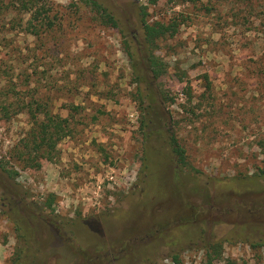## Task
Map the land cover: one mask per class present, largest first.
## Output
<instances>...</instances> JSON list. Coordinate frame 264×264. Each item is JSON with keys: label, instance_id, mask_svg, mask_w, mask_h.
<instances>
[{"label": "rangeland", "instance_id": "374dc122", "mask_svg": "<svg viewBox=\"0 0 264 264\" xmlns=\"http://www.w3.org/2000/svg\"><path fill=\"white\" fill-rule=\"evenodd\" d=\"M96 1L117 28L82 0H45L35 35L30 14L0 0V100L38 101L68 120L55 157L21 169L11 149L30 117L0 113V159L17 170L0 168V264L33 242L43 264H176V253L178 264H208L215 242L211 264H264V0L149 5L150 20L180 22L157 40V79L146 0ZM172 133L189 164L180 170ZM50 194L54 213L40 209Z\"/></svg>", "mask_w": 264, "mask_h": 264}, {"label": "trees", "instance_id": "16d2710c", "mask_svg": "<svg viewBox=\"0 0 264 264\" xmlns=\"http://www.w3.org/2000/svg\"><path fill=\"white\" fill-rule=\"evenodd\" d=\"M45 0H8L7 5L14 7V9L25 14L29 13L30 16L27 19L28 31L32 34L37 35L39 25L44 24L46 18H41L43 13H46L44 4ZM160 0H146V4H142L139 9L140 21L143 29V38L145 46L150 50L147 57V63L152 77L157 79L166 72L165 64L161 59L156 56L155 49L157 47V40L167 37H173L178 31L180 22L176 21V18L163 22L159 20H150L148 18V7L149 5H155ZM171 1V0H169ZM179 2L194 1V0H178ZM86 5L90 6L91 9L98 16L100 23L117 28L118 24L114 16L99 2L96 0H82ZM160 99L162 101L174 102L173 97H168L165 90L159 92ZM187 98H191V94L187 95ZM16 100V99H15ZM0 100V113L8 118L12 114L25 111L30 119V128L26 131L25 135L13 146L11 149V155L20 165L21 169L35 168L38 169L40 162L43 159L51 160L55 157L57 151V143L67 134V118L61 117L59 114H52L48 110L47 106L38 101L26 102L17 100ZM156 101V100H155ZM154 101V102H155ZM145 122V121H144ZM144 122L141 120L140 128L143 130ZM143 134L147 135V133ZM169 148L175 156L178 170L186 168L189 164L186 159L185 149L181 146L174 134H170L169 140L167 141ZM149 164H146L147 168ZM0 168L7 174L11 179H14L17 175V170L14 165L7 167V161L4 158L0 159ZM174 176L178 178L176 172ZM16 194H19L21 189L15 188L13 190ZM42 203V204H41ZM40 209L43 210L48 208L51 213H54L55 208L53 207L54 196L50 194L46 199L41 202ZM55 217H57L55 215ZM53 217L51 224L58 225L59 220ZM58 221V222H57ZM70 226L73 227L71 232L79 230L78 222L74 221ZM23 239L27 238L26 234L21 235ZM94 238V237H92ZM26 240V239H25ZM95 241L96 240L95 238ZM100 243V242H99ZM40 245L35 242L26 244V247H19L16 251V256L13 258L12 264H26L30 262L32 264H43V258H40L38 251ZM100 246V245H99ZM98 245L93 244L94 252H96ZM255 247V244H251ZM206 249V255L208 258V264L211 261L219 257L222 254V243H208ZM27 250V252H25ZM22 254H24L22 256ZM172 261L176 264L180 262L179 255H171ZM92 260V259H88Z\"/></svg>", "mask_w": 264, "mask_h": 264}]
</instances>
